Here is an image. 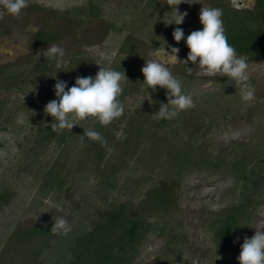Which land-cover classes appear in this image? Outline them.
<instances>
[{
	"label": "trees",
	"instance_id": "trees-1",
	"mask_svg": "<svg viewBox=\"0 0 264 264\" xmlns=\"http://www.w3.org/2000/svg\"><path fill=\"white\" fill-rule=\"evenodd\" d=\"M39 7L44 8L43 5ZM157 7L155 0H130L114 11L108 9L105 15V9L91 0L84 6L67 9L66 19L77 23L85 17L99 18L102 29L124 31L127 27L131 33L149 27L151 39L159 36L160 40L172 42H176L174 29L180 27L185 38L176 44L189 49L185 42L187 35L203 28L199 19L202 7L185 5L182 10L187 13L188 21L181 25L172 23L169 27L165 21V9L154 11ZM203 7L222 9L225 34L237 55L250 60L264 59V0H255L252 6L245 8L211 0ZM130 32L120 43L115 57L102 65L125 71L128 77L122 82L123 93L119 97L124 113L107 126L97 118L89 117L78 119L71 131H54L52 124L56 120L44 111L50 101L48 96L40 97L27 91L33 80L59 68L63 73L61 80L73 84L77 77H84L92 70L96 62L93 55L72 49H66L67 52L64 48L63 57H48L46 50L24 64H0V90L8 93L26 91L30 95V100L15 105L12 110L8 108L11 105L7 98L0 94V129L4 126L17 132L25 130L14 127L20 113L31 123L33 128L23 131L27 152L23 161L27 173H31L30 178L37 183L40 195L60 199L70 177L77 174L84 178L94 177L90 186L93 193L88 194L93 198L85 200L84 219L81 224H69L71 230L67 234L51 230L55 221L50 215L37 218L25 227L12 229L9 227L13 218H8L5 221L7 228L0 232V264H9L17 258L23 259L24 264H133L131 259L138 252L141 240L151 232L157 236L170 233L171 245H175L180 240L179 231L171 224L168 212L173 207L171 203L176 198L180 178L189 170L230 179L226 193H231L232 198L212 212L205 224L224 257L219 264H239L237 257L244 238H251L252 215L264 199V138L249 148L227 145L217 150L207 140L215 115L209 110L202 111V106L219 108L226 102L227 106H232L238 100L239 92H190L188 84L194 75L186 66L170 71L181 81L184 93L192 95L194 113H190V108L179 111L172 119L159 118L157 112L161 105L168 103L167 90L157 86V90L152 91L143 82L145 78L141 69L146 63L129 60L131 55L136 61L139 57L131 47L134 34ZM60 34L58 29L40 28L32 33L31 44H49ZM60 58L64 62H58ZM219 81L234 83L228 82L226 76L220 77ZM235 86L239 88L241 85ZM140 93H146L148 100L142 106L139 104L138 109L127 110L125 97ZM166 107L170 111L173 109L171 104ZM227 112L225 110L223 114ZM119 122L123 124L122 133L116 136ZM84 130L97 131L106 143L88 139ZM20 142L18 140V145L22 147ZM128 187L135 192L140 187L143 189L136 192L138 197L133 198L125 191ZM112 188L118 191V196H112ZM13 193L7 182H1L0 213ZM101 198L105 202L102 205L97 203ZM163 259L156 257L150 264H166Z\"/></svg>",
	"mask_w": 264,
	"mask_h": 264
},
{
	"label": "rangeland",
	"instance_id": "rangeland-1",
	"mask_svg": "<svg viewBox=\"0 0 264 264\" xmlns=\"http://www.w3.org/2000/svg\"><path fill=\"white\" fill-rule=\"evenodd\" d=\"M91 0H29V6L22 10L19 17L7 14L2 9L3 19H0V64H9L16 62L24 64L25 62L37 57L40 52H45L47 47L57 45L65 50H78L84 55L91 54L96 58L95 65L86 76L95 78L103 62H109L117 54L118 47L123 41L125 35L130 32L127 27L124 31L116 29H102L99 18H83L77 23L69 22L66 19L67 9L75 6H84ZM107 12L118 9L121 4L130 0H92ZM211 0H198L196 3L182 2L179 4L178 11L184 13L185 5L194 7L207 6ZM226 4L233 5L238 8L250 7L255 0H221ZM160 8L165 9V21L168 23L175 19V6L169 7L166 0H155ZM39 5H43L41 9ZM169 7V8H168ZM109 9V10H108ZM64 14V15H63ZM188 21L185 16L183 23ZM182 23V24H183ZM170 24H168L169 27ZM181 25V24H180ZM37 29H58L60 37L49 44L35 46L31 44V36ZM151 31L149 27L140 32H133L134 37L132 48L139 57H129L134 63L143 62L146 60L159 59L157 53H161L165 49L169 53L172 47L179 48L178 58L181 62L170 64L169 70L177 71L180 66H186L188 71L194 75L193 80L188 84L190 92L203 91H218L225 90L238 91L239 98L232 106H227V102L223 103L219 108H214V105L202 106V111H208L215 115V120L208 141H211L217 150L224 149L227 145L240 146L249 148L264 138V59L247 58L248 73L250 74V84L255 89V99L250 102H245L242 99V87L236 88L234 83H223L219 81L220 77L206 76L198 67V61L194 64L188 61L187 54L190 51L187 48L178 46L176 42L160 40L159 36L151 39L148 34ZM193 31V30H192ZM136 35V36H135ZM148 37V38H147ZM159 39V41H158ZM66 50V51H67ZM68 52V51H67ZM244 56V55H238ZM64 62V59H59L58 62ZM61 68L48 73L33 80L27 86V91L37 95L47 97L49 100L58 99L55 95L54 85L57 79L63 78ZM84 76V77H86ZM82 77V75H81ZM42 78V79H41ZM50 78V79H49ZM49 79V80H48ZM65 80V79H64ZM75 84H67L71 87ZM67 90V89H66ZM0 94L12 106H19L21 102L30 100L28 92L15 90L14 92H3ZM127 110L138 109V105L142 106L143 102L148 100L146 93L132 94L125 97ZM217 105V104H215ZM196 108V107H195ZM197 109V108H196ZM192 110V108H191ZM190 113L192 114L193 110ZM228 110L226 114H223ZM207 112V113H209ZM194 113V112H193ZM76 122L78 119L72 117ZM15 128L20 127L29 130L32 127L31 123L23 113L17 114L15 119ZM122 122L117 124L115 135L122 133ZM0 129V185L1 182H7L13 189V196L8 200L9 203L2 207L0 213V232L7 228L5 221L8 218H13V223L9 229L25 227L32 223L37 218H42L50 215L54 220L64 218L68 224H81L84 219V204L85 200L93 198V195H88L93 188H90L94 182V177H82L80 174L72 176L67 181V188L61 194V198L53 200L48 196L42 197L37 190V183L32 180L31 173H27L25 159L27 152L25 151L24 132H17L10 127ZM18 140L21 141L22 147L18 145ZM35 165V164H34ZM33 166V165H32ZM32 168V167H31ZM33 171V170H32ZM155 174V172H154ZM159 177V176H158ZM156 177V178H158ZM176 191V198L171 203L172 209L168 212L171 224L179 231L180 240H177L175 245L171 240L172 235L167 233L164 236H157L151 232L141 240L138 252L131 259L133 264H150L156 257L164 258L166 264H219L224 261L223 255L216 248V243L213 239V234L205 224L206 218L216 212V210L225 205L232 198L231 193H226L230 184L229 178L217 177V175L209 172H195V170L187 171L180 178ZM143 187L135 189L140 192ZM129 197H138L133 188L128 187L125 190ZM112 196L119 195L114 188L111 189ZM101 205L105 202L101 198ZM164 213V211H163ZM251 237L256 230L260 231L264 227V199L258 205L256 213L252 215L251 220ZM174 246V249L173 247ZM172 252V254H170ZM173 255L174 258H171ZM9 264H24L21 258L13 259ZM239 263V261H238Z\"/></svg>",
	"mask_w": 264,
	"mask_h": 264
},
{
	"label": "clouds",
	"instance_id": "clouds-1",
	"mask_svg": "<svg viewBox=\"0 0 264 264\" xmlns=\"http://www.w3.org/2000/svg\"><path fill=\"white\" fill-rule=\"evenodd\" d=\"M182 2L192 4L198 0H166L169 7L175 6V19L167 24L183 23L187 13H180L177 8ZM28 6L29 0H0V9L15 17H19L22 10ZM222 16V9L201 8L199 19L203 28L187 35L185 42L190 51L187 59L182 62L187 64L191 61L196 64L198 61V67L206 76H226L228 82L241 85L242 99L250 102L255 99V89L250 84L248 62H245L246 57L238 56L236 49L228 42ZM0 19H3V12H0ZM32 31L38 29L33 27ZM173 37L179 43L185 38L184 30L176 27ZM163 53V55L157 53L159 59L146 60L141 71L145 78L143 82L152 91H156L157 86L167 90L168 103L162 104L157 114L159 118L172 119L179 111L193 108L195 104L192 95L184 93L181 81L169 70L170 64L181 62L178 58L179 48L172 47L170 53L164 49ZM46 55L52 58L63 57L64 49L53 45L47 48ZM125 80H128L125 71L120 72L103 66L100 67L95 78L77 77L71 87L67 86L66 81L57 79L54 89L58 99L49 101L44 109L46 114L56 120V123L52 124L53 130L71 131L73 126L77 125L72 119L73 116L79 120L95 117L103 126L121 117L124 113V105L119 97L123 93L122 82ZM168 104L173 106L171 111L166 107ZM84 135L94 142L106 143L97 131L84 130ZM54 221L52 231H62L63 234H67L71 230L66 219L57 218ZM237 259L239 264H264V230H256L251 238H244Z\"/></svg>",
	"mask_w": 264,
	"mask_h": 264
},
{
	"label": "water",
	"instance_id": "water-1",
	"mask_svg": "<svg viewBox=\"0 0 264 264\" xmlns=\"http://www.w3.org/2000/svg\"><path fill=\"white\" fill-rule=\"evenodd\" d=\"M243 57H246V56H243ZM246 60H247V58H246ZM246 60H245V61H246Z\"/></svg>",
	"mask_w": 264,
	"mask_h": 264
}]
</instances>
